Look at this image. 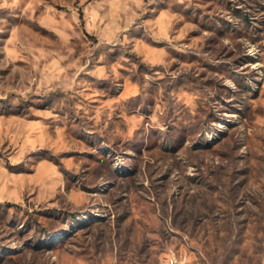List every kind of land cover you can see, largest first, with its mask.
Returning <instances> with one entry per match:
<instances>
[{"label": "rangeland", "instance_id": "1", "mask_svg": "<svg viewBox=\"0 0 264 264\" xmlns=\"http://www.w3.org/2000/svg\"><path fill=\"white\" fill-rule=\"evenodd\" d=\"M264 264V0H0V264Z\"/></svg>", "mask_w": 264, "mask_h": 264}, {"label": "built area", "instance_id": "2", "mask_svg": "<svg viewBox=\"0 0 264 264\" xmlns=\"http://www.w3.org/2000/svg\"><path fill=\"white\" fill-rule=\"evenodd\" d=\"M170 253H173L174 264H186V260L183 256L178 255L175 251H171Z\"/></svg>", "mask_w": 264, "mask_h": 264}, {"label": "bare ground", "instance_id": "3", "mask_svg": "<svg viewBox=\"0 0 264 264\" xmlns=\"http://www.w3.org/2000/svg\"><path fill=\"white\" fill-rule=\"evenodd\" d=\"M170 264H174L173 254L171 255V261H170Z\"/></svg>", "mask_w": 264, "mask_h": 264}]
</instances>
